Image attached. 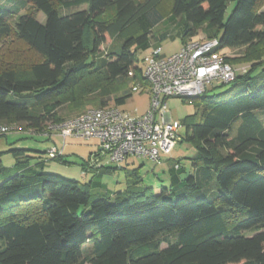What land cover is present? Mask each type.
Here are the masks:
<instances>
[{
  "label": "trees",
  "instance_id": "obj_1",
  "mask_svg": "<svg viewBox=\"0 0 264 264\" xmlns=\"http://www.w3.org/2000/svg\"><path fill=\"white\" fill-rule=\"evenodd\" d=\"M163 2L173 35L154 30L164 22ZM26 4L44 23L30 11L18 15V6H0V40L11 37L33 54L24 64L0 62V126L32 134L65 120L58 114L63 96L88 75L108 83L92 109L120 107L134 85L146 88L137 56L152 40L177 36L183 46L201 33L221 49L260 51L247 61L225 58L247 67L229 90L186 99L195 112L181 120L183 141L195 152L187 166L167 168L159 192L127 186L114 202L92 199L77 181L43 172L27 150L9 149L14 166L0 164V264H264V124L254 114L264 110V0H21ZM116 40L118 50L105 51ZM47 159L66 164L63 152ZM89 160L83 171L122 169L126 181H142L135 169L89 167Z\"/></svg>",
  "mask_w": 264,
  "mask_h": 264
},
{
  "label": "rangeland",
  "instance_id": "obj_2",
  "mask_svg": "<svg viewBox=\"0 0 264 264\" xmlns=\"http://www.w3.org/2000/svg\"><path fill=\"white\" fill-rule=\"evenodd\" d=\"M20 2L21 0H0V6L5 8L18 6V15H23L25 12L30 11V13H32L37 18V21L44 23L45 17L42 13L37 12L27 4L22 7L20 6ZM233 5V2L228 3L226 17L230 13ZM84 8L85 6H80L71 10L59 9L58 14L65 15L75 10H81ZM160 12L163 15L164 22L159 24L154 30L161 32L165 28L169 31L170 35H173L175 32V27L173 25L167 26L165 24L170 14V5L168 2H163L162 5H160ZM17 16H15V18ZM195 39L204 40L205 38L201 33H199L198 37ZM16 44L18 43L12 40L11 37L0 40V62H15L24 64L33 59V54L28 52L22 46ZM157 46L161 47V52L163 55L170 56L181 49L182 43L177 36L168 37L162 41L152 40L148 49L142 51L137 56L140 68L143 67L141 64L142 57L152 48ZM118 47L119 42L116 40L105 45L104 49L105 51H117ZM259 51L260 50H258V48H255V50L244 48L241 50L222 49L221 52L224 53L226 57L235 58L237 60L236 62H239L241 60H250L255 54L259 53ZM245 55L248 56L246 59H240ZM233 84L234 83H216V86H213V88L207 90L206 95L223 93L229 90ZM107 85L108 83L102 82L97 76L88 75L71 92L63 96V105L58 110V114L61 117L60 119H68L84 112L87 109H92L90 108L89 104H91L94 99L97 98L96 94L98 93V90ZM76 103H79L80 107L76 106ZM165 104L166 112L170 114L171 120L178 121L181 125L178 131L179 139L173 151L169 155L161 157V164L155 165L149 160L142 158H127L121 164V168L124 167L126 171H132L135 169L137 172H139V177L142 179V181L139 183H131V181H126V173L122 169L111 173L102 174L101 176L97 175L96 172L91 169H85V171H83L82 167L85 162L91 159V162L93 163L94 159L100 158L98 155L94 156L98 152V142L93 139L82 140L78 138H67L62 150L63 160L66 162V164L54 160H48L47 154L43 153L44 151L55 145L59 149H62L63 146L62 139L58 136H53L52 134L51 136L53 137L50 140H48L49 138L42 136L43 133L48 131L50 124L45 127L40 135L34 133L32 134V131H24L15 124H2L1 126L12 128V130L6 136L0 137V153L2 154L0 157V164L6 169L12 168L14 166V159L6 152L9 149H25L29 152V155L34 157L33 161H35V163H43V172L56 174L65 179L77 181L84 190L88 191L92 199L97 197H106L111 202H114L117 194H126V190L128 188L127 186H132L134 188L152 187L155 192H159L162 186L167 185V168L177 161H180L181 164L187 166L186 158H189L195 152L194 148L190 144L183 141V138L185 137V127L181 122L185 116L191 115L195 112L194 107L188 103L186 99L181 98H168L166 99ZM148 106L149 96L147 93H143L141 91L139 93L132 94L131 98H129L125 104L121 106V109L131 115L142 116L147 111ZM254 114L264 124V110L256 111ZM106 161L107 159H104L101 163L106 164ZM106 166L107 165H105V167ZM108 166L114 168V165ZM245 235L251 236L253 234L251 232H246ZM165 246L166 243L162 242L161 248H164ZM89 248L90 246H86L85 252Z\"/></svg>",
  "mask_w": 264,
  "mask_h": 264
},
{
  "label": "built area",
  "instance_id": "obj_3",
  "mask_svg": "<svg viewBox=\"0 0 264 264\" xmlns=\"http://www.w3.org/2000/svg\"><path fill=\"white\" fill-rule=\"evenodd\" d=\"M221 51L217 38L192 39L170 56L163 55L160 46L152 48L141 59L147 87L138 83L132 87L133 94L142 91L149 96L145 114L131 115L121 106H108L87 109L58 124H50L42 136H58L63 146L62 149L52 146L46 152L47 157L60 156L65 140L78 138L98 142L97 155L100 158L94 159L93 163L90 159L89 167L114 165L119 168L127 158H142L155 165L161 164V157L169 155L176 146L181 126L166 112V99L199 97L216 83H233L238 75L247 72L246 66L232 67ZM11 130L0 126V137ZM104 159H107L106 164L101 163Z\"/></svg>",
  "mask_w": 264,
  "mask_h": 264
},
{
  "label": "crops",
  "instance_id": "obj_4",
  "mask_svg": "<svg viewBox=\"0 0 264 264\" xmlns=\"http://www.w3.org/2000/svg\"><path fill=\"white\" fill-rule=\"evenodd\" d=\"M53 137V136H52ZM56 146V145H55ZM57 147V146H56ZM58 148V147H57ZM59 149V148H58ZM169 168V167H168Z\"/></svg>",
  "mask_w": 264,
  "mask_h": 264
}]
</instances>
